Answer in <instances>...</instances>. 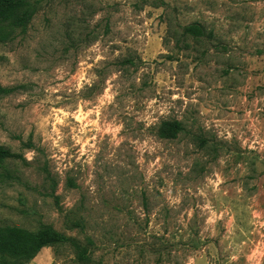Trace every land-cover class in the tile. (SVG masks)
Masks as SVG:
<instances>
[{
    "label": "rangeland",
    "instance_id": "374dc122",
    "mask_svg": "<svg viewBox=\"0 0 264 264\" xmlns=\"http://www.w3.org/2000/svg\"><path fill=\"white\" fill-rule=\"evenodd\" d=\"M32 3L0 41V226L90 236L93 264H264V0Z\"/></svg>",
    "mask_w": 264,
    "mask_h": 264
},
{
    "label": "trees",
    "instance_id": "16d2710c",
    "mask_svg": "<svg viewBox=\"0 0 264 264\" xmlns=\"http://www.w3.org/2000/svg\"><path fill=\"white\" fill-rule=\"evenodd\" d=\"M35 13L32 0H0V41L9 39L17 28H26ZM184 32L201 37L206 35L205 26L198 21L184 27ZM14 91V87L0 85V95ZM184 128L179 120L164 121L159 134L163 138H175ZM20 155L9 147L0 144V164L7 159ZM95 241L87 237V242L68 237L53 226L44 224L38 229H29L18 225L0 226V264H16L35 257L47 246L69 245L80 264H93L92 257Z\"/></svg>",
    "mask_w": 264,
    "mask_h": 264
}]
</instances>
